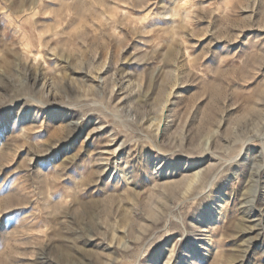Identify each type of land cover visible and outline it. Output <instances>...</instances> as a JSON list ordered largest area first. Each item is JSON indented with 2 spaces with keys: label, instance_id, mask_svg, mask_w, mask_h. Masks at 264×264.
<instances>
[{
  "label": "rangeland",
  "instance_id": "1",
  "mask_svg": "<svg viewBox=\"0 0 264 264\" xmlns=\"http://www.w3.org/2000/svg\"><path fill=\"white\" fill-rule=\"evenodd\" d=\"M263 220L264 0H0V264H264Z\"/></svg>",
  "mask_w": 264,
  "mask_h": 264
},
{
  "label": "bare ground",
  "instance_id": "2",
  "mask_svg": "<svg viewBox=\"0 0 264 264\" xmlns=\"http://www.w3.org/2000/svg\"><path fill=\"white\" fill-rule=\"evenodd\" d=\"M264 221V220H263ZM189 259H192V257H190ZM170 260H166L165 264H170ZM184 263V262H183ZM187 263V262H186ZM180 264V263H179Z\"/></svg>",
  "mask_w": 264,
  "mask_h": 264
}]
</instances>
